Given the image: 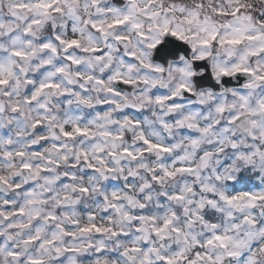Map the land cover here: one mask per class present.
Listing matches in <instances>:
<instances>
[{
  "label": "clouds",
  "instance_id": "1",
  "mask_svg": "<svg viewBox=\"0 0 264 264\" xmlns=\"http://www.w3.org/2000/svg\"><path fill=\"white\" fill-rule=\"evenodd\" d=\"M146 4L0 0V264H264V0Z\"/></svg>",
  "mask_w": 264,
  "mask_h": 264
},
{
  "label": "snow or ice",
  "instance_id": "2",
  "mask_svg": "<svg viewBox=\"0 0 264 264\" xmlns=\"http://www.w3.org/2000/svg\"><path fill=\"white\" fill-rule=\"evenodd\" d=\"M152 3H154V0H147V4L145 5V8H147L148 5H150V4H152ZM135 4H136V0H132V5H133V7H135ZM45 7H47V5H45ZM152 15L154 16V15H156V13H153ZM129 19H130V16H129V15H124V16H122V17L119 18V19H115V20H113L112 23L109 25V27H111V26H113V25H117V26H118V25H121V24L127 22ZM132 27H133L134 29H140V28H141V25L138 24V23H133V24H132ZM149 27H152V26L150 25ZM167 30H168V28H167V21H165V27L163 28V31H167ZM137 35H138L141 39H147V35H146V33L143 32V31H138V32H137ZM173 35H179V33H177V32H173ZM214 36H215V34H213V38H214ZM248 38H249V39H252V37H248ZM116 39L127 41V40H130V37H128V36H118V37H116ZM222 42H225V41H222ZM227 42H228V43H238L239 40H238V39H233V40H228ZM67 43H68L69 45H72V44H77L78 42H77L76 40H71V41H68ZM202 43L207 44L208 41H202ZM149 46H151V45H149ZM45 47H48V45H45ZM130 55H133V56H134L135 54H134V53H131ZM157 70H159V69H157ZM234 70H242V71H245V72H251V71H252L251 69H239L238 67L235 68ZM221 71H224V70L221 69ZM181 87H183V85H181ZM80 131H83V130L77 128V132H80ZM64 134H65L66 136H71V135H72V133H70V132H65ZM85 230H87V229H85ZM10 255H14V253H10ZM229 255H231V253H230ZM164 259H165V261H168V258H167V257H165ZM36 264H38V262H36ZM169 264H170V262H169Z\"/></svg>",
  "mask_w": 264,
  "mask_h": 264
}]
</instances>
